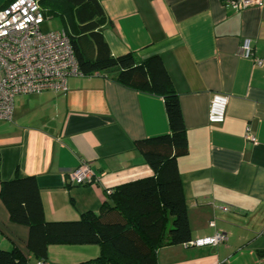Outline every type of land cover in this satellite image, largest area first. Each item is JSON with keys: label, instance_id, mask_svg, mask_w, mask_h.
Returning a JSON list of instances; mask_svg holds the SVG:
<instances>
[{"label": "crops", "instance_id": "obj_1", "mask_svg": "<svg viewBox=\"0 0 264 264\" xmlns=\"http://www.w3.org/2000/svg\"><path fill=\"white\" fill-rule=\"evenodd\" d=\"M229 1L100 0L111 53L159 55L178 94L188 150L176 162L190 242L227 236L215 246L164 245L157 264H264V64L241 54L249 38L253 54L264 57V4L236 10ZM214 93L228 96L221 124L208 121ZM168 132L161 97L101 73L71 75L64 91L16 96L11 119H0V182L35 176L45 220H77L97 212L108 190L152 176L134 142ZM82 162L96 183L66 179ZM27 240L28 227L11 222L0 201V248L37 264ZM98 255L96 244H50L44 262Z\"/></svg>", "mask_w": 264, "mask_h": 264}, {"label": "trees", "instance_id": "obj_2", "mask_svg": "<svg viewBox=\"0 0 264 264\" xmlns=\"http://www.w3.org/2000/svg\"><path fill=\"white\" fill-rule=\"evenodd\" d=\"M46 18L58 17L82 75L101 73L163 99L169 132L134 142L153 175L107 191L97 212L77 220L46 221L36 177L15 175L0 182V201L9 219L28 227L27 249L45 261L50 244H96L99 255L76 264H157L156 251L188 244L190 228L177 158L187 153L179 97L159 55L139 58L111 53L103 33L100 0H38ZM17 248H0V264H27Z\"/></svg>", "mask_w": 264, "mask_h": 264}, {"label": "built area", "instance_id": "obj_3", "mask_svg": "<svg viewBox=\"0 0 264 264\" xmlns=\"http://www.w3.org/2000/svg\"><path fill=\"white\" fill-rule=\"evenodd\" d=\"M236 10L261 6L262 0H230ZM46 19L38 0H11L0 8V119L10 120L14 99L20 94L40 93L46 90H66L67 77L79 74L68 36L62 30L42 32L40 25ZM241 54L250 57L256 65L264 64V57L253 54L251 40L245 38ZM228 96L214 93L208 108V121H225ZM244 137L252 142L256 138L247 131ZM66 179L77 185L96 183L98 177L85 162L69 171ZM214 224L213 221L210 222ZM227 236L222 231L187 245L215 246ZM37 264H45L38 261Z\"/></svg>", "mask_w": 264, "mask_h": 264}, {"label": "rangeland", "instance_id": "obj_4", "mask_svg": "<svg viewBox=\"0 0 264 264\" xmlns=\"http://www.w3.org/2000/svg\"><path fill=\"white\" fill-rule=\"evenodd\" d=\"M40 29L42 32L62 30L63 24L58 17L46 18L40 25Z\"/></svg>", "mask_w": 264, "mask_h": 264}, {"label": "water", "instance_id": "obj_5", "mask_svg": "<svg viewBox=\"0 0 264 264\" xmlns=\"http://www.w3.org/2000/svg\"><path fill=\"white\" fill-rule=\"evenodd\" d=\"M191 245H194V244H190V245H188V246H191Z\"/></svg>", "mask_w": 264, "mask_h": 264}]
</instances>
